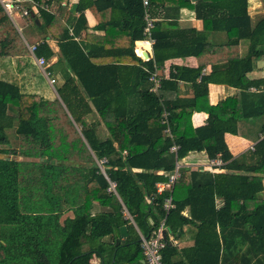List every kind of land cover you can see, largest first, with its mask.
Instances as JSON below:
<instances>
[{"label": "trees", "instance_id": "1", "mask_svg": "<svg viewBox=\"0 0 264 264\" xmlns=\"http://www.w3.org/2000/svg\"><path fill=\"white\" fill-rule=\"evenodd\" d=\"M35 1L24 18L43 36L35 52L48 59L61 100L50 97L41 71L33 77L39 67L0 2V68L14 65L13 72L0 71V264H95L94 256L101 264H142L140 234L124 205L146 235L166 219L165 264H264V76L248 75L264 58V14L255 19L249 0H150L155 17L160 5L168 13L156 22L154 58L145 61L135 52L145 26L142 0H79L78 14L63 0ZM54 1L57 12L43 7ZM182 7L196 11L202 30L180 26L172 9ZM87 8L105 36L83 38ZM212 31L225 32L227 41L208 42ZM242 40L248 41L244 56ZM189 55L198 67L174 66L161 91L151 90L141 64L162 69L167 59ZM222 62L225 68L203 73L207 63ZM179 80L192 82L193 95L167 98L164 91H175ZM210 82L232 85L236 93L211 104ZM201 110L209 120L194 127L193 113ZM242 121L257 126L256 141L235 156L225 134L241 133ZM174 143L179 159L206 151L221 157L226 171L181 168L172 191L159 193L157 182H167L176 166ZM23 155L36 160L18 159ZM169 195L174 207L166 211ZM125 224L130 237L117 243Z\"/></svg>", "mask_w": 264, "mask_h": 264}, {"label": "crops", "instance_id": "2", "mask_svg": "<svg viewBox=\"0 0 264 264\" xmlns=\"http://www.w3.org/2000/svg\"><path fill=\"white\" fill-rule=\"evenodd\" d=\"M192 2H195L194 0H191ZM197 1V0H196ZM254 3H256V5H258L257 3H260L261 0H253ZM79 0H63L62 4L66 5L68 4L69 8L71 9V6L73 5V3H78ZM50 11L52 12H57L60 3L59 2H52L50 4ZM251 7V0H249V9ZM160 9L162 10L161 13H159V17H157V21H161L162 19L165 18V16H167L168 12L166 11V8L163 7V5H160ZM172 13L174 16H177V22L180 24L181 27L183 28H189V27H194L197 30H202L203 29V20L197 17L196 11L194 9L188 8V7H182L180 8V10H176L175 8L172 9ZM251 13V12H250ZM74 14H78V12L76 11ZM85 15L87 18V22L89 25L88 30H83L82 34H83V38L87 33H91V34H95L98 35L99 37H103L106 34V30L105 28L102 26L101 28L97 27V25L100 22V19L95 15V13L93 12L92 9L87 8L85 10ZM254 16V15H253ZM102 18L105 19V17L102 15ZM24 21L27 25H29V27H33L32 23L30 22V20L28 18H24ZM40 23H42V21L40 20ZM103 25V23H102ZM71 29V27H70ZM23 34V33H22ZM24 38L26 39V41H29V43H33L36 41H40V39H42V34L40 33L38 28L33 27L30 30V33L28 36H25L23 34ZM77 38V37H76ZM79 39V37L77 38ZM117 40V41H116ZM113 39L112 42L110 41V44H116L117 42H119L121 40V38H117V39ZM208 42H212V43H224L227 41V35L225 32H219V31H212L209 33V37H208ZM138 41V40H136ZM135 41V52H136V42ZM53 45H56L57 42L53 41L52 42ZM109 44V43H108ZM248 50V41L247 40H242L240 43V49H239V54L241 56H244L246 54ZM152 52V57H154L155 54V50L154 48L151 49ZM103 54V53H102ZM136 54L138 55V53L136 52ZM121 65H128V66H134L135 63H119ZM228 62H222L220 65H213L211 63H207L206 66L203 69V73H209L212 70L216 69V68H225L227 66ZM138 65H140V62L138 63ZM188 66V67H198L199 65V59L194 56V55H189V56H175V57H171L169 59H167L165 61L164 67L161 69L159 68V72L161 74L162 77V81L163 79H169L170 77V72L171 69H173L174 66ZM13 66L14 65H2L0 68V71L2 72H7V71H11L13 72ZM145 65L141 64V67H144ZM40 69V68H39ZM41 73H43V71L40 69ZM25 74H29L28 71H25ZM44 74V73H43ZM18 77H21V84H23L25 81L23 74L21 73H17ZM251 78H258V77H262L264 76V58L258 59L255 61V66H254V70L251 71L248 74ZM45 76V75H44ZM45 78L47 79V77L45 76ZM27 81V86L29 88H33L32 83H30V81H32L30 78L27 77L26 79ZM48 81V79H47ZM46 81V82H47ZM35 82V79H34ZM49 83V81H48ZM56 83V82H55ZM50 85L51 89H56L55 84L54 85ZM162 88V86H161ZM161 88L159 91H161ZM254 89V87L252 88ZM236 88L232 85L226 84V83H222V82H210L209 83V94H208V98H209V102L211 104H215L217 102H219L220 100L226 98L229 95H233L234 93H236ZM158 91V92H159ZM164 93L166 94L167 98H175L176 96H182V97H189L192 96L194 93V88H193V84L192 82L189 81H185V80H179L178 82V88L175 91H169V90H165ZM50 95V94H49ZM51 98H55L56 96L54 94L50 95ZM60 98V96H58ZM61 100V99H60ZM132 102V99H131ZM95 113H93V115H91V117H94ZM209 120V113H207L204 110L201 111H195L193 113L192 116V122H193V126L197 127V126H201L204 125L205 123H207ZM104 126L101 125L100 126V132L102 136H106L107 133L104 130ZM249 128V129H248ZM240 129H241V133L239 134H233L230 132H227L225 134V139L229 145V148L231 150V152L235 155H241L243 153H245L248 149H250V145L255 143L256 138H255V134H256V129L257 126L252 124V122H246V121H242L240 122ZM246 133L245 135L242 133ZM5 154H0V157L4 156ZM177 159L179 160L181 167L182 168H190L192 170H200V171H209V172H221V171H226V169L222 167L220 168H215V169H210L209 167V163L212 159L214 158H210L207 154L206 151H191L189 152V154L187 156H185L182 159H179L176 156V162ZM225 164V161H224ZM138 170V169H135ZM164 181H160L157 182L158 183H163ZM264 195V192H263ZM217 201L219 202L220 199H217ZM109 207H102V210H108ZM185 215H190V210L189 207H187L184 211ZM133 224L135 225L137 232L140 234L141 230L139 229L138 225L136 222H133ZM127 226V224H125ZM123 226V225H122ZM187 229V227L185 228ZM127 231H128V235L124 236L121 234V228H120V236H119V242L124 243L129 237H130V231L128 229L127 226ZM189 234L193 235V231L189 232L188 234L186 233V238H182L179 241V245L182 246L184 242H186L190 236ZM111 238V236H106L104 237L105 241H109ZM247 246V244H245L244 248L245 249ZM93 263L95 264H101V258L94 256L93 258ZM142 264H147L146 260L143 258L142 259ZM222 263V262H221ZM121 264H126V263H121Z\"/></svg>", "mask_w": 264, "mask_h": 264}, {"label": "built area", "instance_id": "3", "mask_svg": "<svg viewBox=\"0 0 264 264\" xmlns=\"http://www.w3.org/2000/svg\"><path fill=\"white\" fill-rule=\"evenodd\" d=\"M143 6H144V21L145 26L143 30V38L138 39L136 41V52L143 60H149L152 57L151 49L153 48V45L155 43V38L153 36V29L157 22V17H155L151 11L150 8V0H142ZM4 8L6 9L8 15L11 17V19L14 21V23L17 25V21L15 16H21L26 17V15L29 14V6L34 7L37 6L38 3L35 0H0ZM51 5H44L43 7L47 10H50ZM40 41H36L33 43H28V48L31 53V56L34 58L36 64L38 67L43 71L44 75L47 77L49 83L51 85H54L56 82V79L46 70V66L48 65L49 61L45 56H37L36 55V48L39 45ZM148 53V57L145 56V53ZM145 71L149 74V81L152 83L151 90L154 92H158L162 86V77L159 72V67L154 63V68H149L148 66L143 67ZM170 112L164 111L163 117L164 123H167L168 116ZM166 132L169 135H172L170 128L168 127L166 129ZM264 137V134L262 135ZM180 148V145L177 143H174L171 146V151L174 152L177 155V152ZM250 148H254V143L250 145ZM224 165V160L221 157L214 158L210 161L209 167L210 169L220 168ZM181 164L179 160L177 159L175 168L169 173V179L167 182L158 183V192L162 193L164 190L169 189L172 191L173 186L175 184V181L181 176ZM111 190H114L116 192V187L113 182H111L110 186ZM124 205V204H123ZM172 207H174L173 198L172 195H169L164 202V208L166 211H169ZM124 213L125 216L129 219H131L132 222L134 221V218L132 214L129 212L128 208L124 205ZM165 218L161 222V224L153 229L148 235L140 232V240L142 243L143 251L145 254V260L147 264H165L163 261V253L162 249L166 246L167 240L165 239V232H166V224H165Z\"/></svg>", "mask_w": 264, "mask_h": 264}, {"label": "rangeland", "instance_id": "4", "mask_svg": "<svg viewBox=\"0 0 264 264\" xmlns=\"http://www.w3.org/2000/svg\"><path fill=\"white\" fill-rule=\"evenodd\" d=\"M258 5H256V3H254V1L253 0H251V7H250V9H249V11L251 12V14L252 15H254V18L255 19H258L259 17H261L263 14H264V0H261L260 1V3H257ZM15 18H16V21H17V27H18V29H19V31L21 32V35L23 36V34L25 35V36H28L29 35V33H30V30L33 28V27H29V25H27L26 23H25V21H24V19H23V17H21V16H15ZM33 26V25H32ZM23 33V34H22ZM23 38H24V36H23ZM24 40H25V42L27 43H29V41H26V39L24 38ZM39 71H40V69H37V71L35 72H32V74H33V77L35 78V79H37L38 78V76H36L35 77V75L37 74V73H39ZM40 78H41V82H43L44 83V85L43 86H45V87H47V89H48V93L51 95V94H54L56 97H58L59 96V94H58V92L55 90V89H51L50 88V85H48V86H46V78H45V76L44 75H41L40 76ZM56 87H57V85H56ZM61 99V98H60ZM249 129V128H248ZM11 131V138L13 139V143H15L16 141L14 140V137H13V130H10ZM14 146L15 147H17L18 146V144H17V142L14 144ZM18 159H20V160H22V161H33V160H36L35 158H32V157H26V156H18ZM71 163H73V164H79V162L78 163H76V162H71ZM83 165V164H82ZM2 253V250L0 249V254Z\"/></svg>", "mask_w": 264, "mask_h": 264}, {"label": "water", "instance_id": "5", "mask_svg": "<svg viewBox=\"0 0 264 264\" xmlns=\"http://www.w3.org/2000/svg\"><path fill=\"white\" fill-rule=\"evenodd\" d=\"M194 1H196V0H194ZM77 9H78V3H73V5L71 6V11L73 13H75L77 11ZM37 21H39V20H37ZM145 56L148 57V53L147 52L145 53ZM121 234L124 235V236L128 235V231H127V226L126 225L121 226Z\"/></svg>", "mask_w": 264, "mask_h": 264}]
</instances>
